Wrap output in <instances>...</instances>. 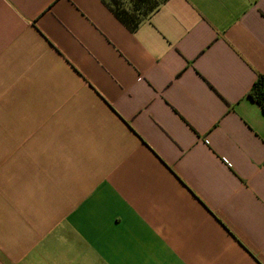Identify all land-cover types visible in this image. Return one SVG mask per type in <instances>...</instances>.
Returning a JSON list of instances; mask_svg holds the SVG:
<instances>
[{
	"label": "crops",
	"instance_id": "0c3cea01",
	"mask_svg": "<svg viewBox=\"0 0 264 264\" xmlns=\"http://www.w3.org/2000/svg\"><path fill=\"white\" fill-rule=\"evenodd\" d=\"M264 0H0V264H264Z\"/></svg>",
	"mask_w": 264,
	"mask_h": 264
},
{
	"label": "trees",
	"instance_id": "16d2710c",
	"mask_svg": "<svg viewBox=\"0 0 264 264\" xmlns=\"http://www.w3.org/2000/svg\"><path fill=\"white\" fill-rule=\"evenodd\" d=\"M165 0H159L157 1L154 6L151 8V10L149 11V13L144 16L142 19L137 20V21H132L131 19H129L128 17H126L125 15H123L118 9H116L111 1L107 0V3L109 4V7L112 9V11L114 12V14L126 25H128L129 27H135L141 20H143L144 18H146L147 16H149L154 10H156L159 5L164 2ZM249 95L251 98H253L255 101H257L259 104H261V106L264 109V73L260 74L257 79L254 81L252 87L249 90Z\"/></svg>",
	"mask_w": 264,
	"mask_h": 264
},
{
	"label": "rangeland",
	"instance_id": "374dc122",
	"mask_svg": "<svg viewBox=\"0 0 264 264\" xmlns=\"http://www.w3.org/2000/svg\"><path fill=\"white\" fill-rule=\"evenodd\" d=\"M123 15L137 21L146 16L159 0H109Z\"/></svg>",
	"mask_w": 264,
	"mask_h": 264
}]
</instances>
